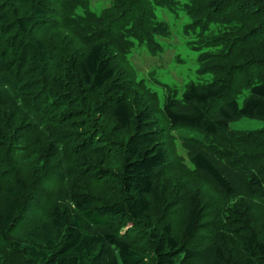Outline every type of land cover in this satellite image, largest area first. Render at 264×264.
Wrapping results in <instances>:
<instances>
[{"label":"trees","instance_id":"trees-1","mask_svg":"<svg viewBox=\"0 0 264 264\" xmlns=\"http://www.w3.org/2000/svg\"><path fill=\"white\" fill-rule=\"evenodd\" d=\"M131 1L122 9L113 0L98 17L91 0H0V264H148L133 239L141 225L152 264H264V221L245 200L219 208L218 198L237 200L249 189L264 206V130H230L244 118L264 121V72L252 71L264 56L224 63L238 46L264 52V21L254 29L240 23L264 17V0L192 2L196 28L239 23L248 33L205 57L203 74H217L213 81L191 83L181 97L170 92L163 108L155 93L136 101L114 63L125 54L133 3L149 4ZM157 113L171 130L204 136L183 140L195 167L184 174L202 179L216 198L162 184L168 157ZM34 159L32 184L24 170ZM51 176L58 189L43 217L16 235L30 206L41 208L38 186ZM101 181L115 185L103 191ZM175 207L187 214L183 237L166 221ZM128 223L135 228L124 232Z\"/></svg>","mask_w":264,"mask_h":264},{"label":"rangeland","instance_id":"rangeland-1","mask_svg":"<svg viewBox=\"0 0 264 264\" xmlns=\"http://www.w3.org/2000/svg\"><path fill=\"white\" fill-rule=\"evenodd\" d=\"M125 2H127L126 5ZM131 2V0H120V2L115 0L114 3L115 5L117 4V7L121 5L123 9L125 6H129ZM192 2L194 0H149V4L141 2L133 3L134 9L131 20H134V22L126 25L128 29L125 28V41L127 42L126 45H123L125 54L123 57H121V54L114 56L116 58L114 59V63L122 77L119 79L126 82L131 92H133L134 95L132 96L136 101L139 100L138 97L148 100L147 94L152 96L155 93L157 95L158 106L163 108L166 96L170 92L173 95L181 97L187 85L191 83L199 85L213 81V78L217 74H203L205 67L208 66L205 57L209 54L222 51L223 47H231L233 36L239 37L240 35L243 39L248 33L244 28L253 27L254 29V27L260 26L264 21V17H259V19L252 22L240 20V23L245 27L241 28L240 24L236 22L239 27L237 30L234 23L226 24L225 22L223 24H214L213 22L207 28L200 27L199 29L194 26V19L190 15L193 9ZM244 2L245 0H242L240 5ZM205 3L209 7L211 1L208 0V3L207 1ZM112 5L113 0H91L90 9L100 17L105 10L112 8ZM259 8H261V5ZM207 12L209 13V8ZM77 13L83 14L84 11L78 10ZM142 14L145 17L141 19ZM114 15L119 16L122 14L114 12ZM112 29L113 27H111V32ZM255 30L257 31V29ZM260 44H258V47ZM249 46H246L244 49L238 46V50L233 55L227 57L229 61L224 62L227 68H230L232 65L238 66L247 60H251V56H255L254 53L259 54V57L264 56L263 51L261 54L260 51H253L252 46ZM261 62H264V60ZM252 69V71H258L257 75L264 72V66L261 65L258 67L254 66ZM247 71L249 70L247 69ZM218 76H220V72ZM153 124L156 131L162 133L164 136L162 144L168 157V164L159 172L162 184L176 182V184L188 185L202 191L207 200L216 198L212 192H209H214V190L203 183L202 179L192 176L187 177L184 174V172L195 173V167L189 160L187 152L182 145L183 140L186 138H196L204 141V136L200 132L189 128L171 130L162 113L154 115ZM165 127L168 128L167 131L164 130ZM230 127V130L233 131L261 132L264 130V121L244 118L231 123ZM167 132L170 140L166 137ZM15 156L20 159L22 158V153L15 152ZM36 167L39 169V161L34 159L31 164L28 162L24 170L25 176L31 179L30 173H33ZM6 179L9 183L12 177L10 176ZM32 182L33 180L31 179ZM53 183H56L55 176L49 177L43 181L42 185L38 186V195L42 198L41 208L37 209L35 206H30L24 218L16 224V235L20 234L22 226L23 228H27L30 224L39 221L41 216L43 217L45 210L48 208V197L51 198V193L58 189V187H54ZM114 185V181H101L98 188L106 191L107 187H109L112 190V186ZM42 195H46V197ZM171 198H174V195H171ZM218 198L219 208L233 207L235 204H238L239 198L240 200H245L247 204H251V212L249 214L255 215L264 221V206L256 203L262 201L252 190H244L242 196L236 197L235 199L237 200L233 201L231 199H222L219 196ZM44 220L48 221L49 218L45 217ZM166 221L171 222L175 231L182 237L184 236L187 214L182 210L180 211V207H175ZM133 227L132 223H128L124 228V232L132 230ZM144 229L143 225L135 229L136 232L133 239L146 255L148 264H152L153 246L148 242L149 235L144 233Z\"/></svg>","mask_w":264,"mask_h":264}]
</instances>
